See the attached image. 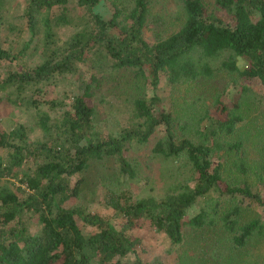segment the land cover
<instances>
[{"label":"trees","instance_id":"16d2710c","mask_svg":"<svg viewBox=\"0 0 264 264\" xmlns=\"http://www.w3.org/2000/svg\"><path fill=\"white\" fill-rule=\"evenodd\" d=\"M110 1L111 9L105 0H26L23 17L32 37L40 21L45 27V58L35 67L10 72L3 84L13 103L35 109L47 139H31L24 124L10 131L0 124V264H144L140 258L131 263L130 255L142 245L132 232L146 222L176 248L185 246L188 225L197 232L196 240H190L202 247L192 257L180 254L178 264H220L209 262L208 254L221 257L222 264H246L244 255L264 243V218L247 217L252 203L264 206V131H245V114L220 94L211 104L212 97L203 95L202 102L194 101V113L198 106L204 109L179 132L180 114L164 107L161 85L165 76L169 86L212 77L209 61L224 53L230 54L224 66L238 69L242 59L243 75L264 85V0H215L217 14L207 13L204 0H178L180 27L154 41L144 33L153 0ZM69 6L83 11V27L63 40L55 29L69 25ZM58 7L63 9L59 14ZM96 52L102 68L134 69L153 89L150 98L132 101L136 122L119 132L100 130L91 84L73 96L61 119L52 121L43 111L45 104L53 108L60 103L45 98L44 85L76 73ZM17 58L0 35V63ZM190 106L185 102V113ZM161 128L152 155L186 158L190 173L163 196L136 195L131 184L142 179L130 149L149 144ZM106 157L115 158L125 178L103 197L119 223L72 203L84 182L73 183L75 175ZM10 178H19L25 187L1 184ZM194 205L199 212L186 220ZM31 215L38 220L36 233L30 230Z\"/></svg>","mask_w":264,"mask_h":264},{"label":"rangeland","instance_id":"374dc122","mask_svg":"<svg viewBox=\"0 0 264 264\" xmlns=\"http://www.w3.org/2000/svg\"><path fill=\"white\" fill-rule=\"evenodd\" d=\"M105 1L107 4L105 5L111 9V1ZM128 1L130 0H118L120 4H128ZM204 1L208 14L218 13L215 0ZM25 5L26 0H0L1 42L4 47L18 55V58L13 62L0 63V124L8 131L24 124L31 139L45 140L47 134L40 127L37 117H35V109L26 111L19 104L13 103L8 98L10 89L5 88L3 84L4 79L10 72L20 71L26 65L35 67L42 63L45 58V27L40 21L36 26V35L32 37L27 18L23 17ZM62 10V8H59L57 14L61 13ZM66 11L68 13L70 11L69 25L55 29L63 40L69 39L83 27V20L81 19L83 11L80 8L74 9L73 6H69ZM181 20V6L178 0H153L144 33L149 40L154 41L160 35L166 36L176 31L182 23ZM229 56V53H224L209 61L213 73L212 77L208 79L202 81L199 79L178 86H169L166 76L163 79L161 85L163 105L167 110L172 111L174 115L180 114L177 127L179 132H185L180 128L185 126V121L189 120L192 114L198 115L200 114L198 111L201 108L204 109V107L198 106L196 107L197 112L194 113L192 107L194 101L202 102L200 97L203 95L205 99L212 97L208 100L211 104L215 100L214 98L220 96V94H222V101L227 103L228 106L234 108L236 104L245 114V131L247 129L251 130L252 133H257L259 130L264 131V85L256 78L243 75L246 62L242 59L237 61L238 69L231 70L224 66L222 62L228 59ZM100 57L101 54H98V52L93 53L91 59L80 65L76 73L70 74L66 78H55L53 82L44 85L45 98L60 102L59 106L53 108L50 103L42 106L43 111L50 113L52 121L61 119L64 108L72 101L73 96L81 93L86 84H91L95 94L96 122L101 131L119 132L122 128L136 122L132 101L143 95L150 98L153 95L152 87L144 78H138L134 69L106 70L102 68L100 65L104 63ZM185 102H191V106L186 113ZM182 107L184 108L183 112L180 111ZM214 111L213 108L212 112L214 113ZM216 112L214 114L217 116L221 115L219 110H216ZM163 131V128L159 129L158 134L146 146H133L130 149L129 154H131L132 159L138 162L141 172L139 176L142 179V182L140 181L138 184H131V189L136 195L163 196L168 187L174 186V183L183 182L190 173V166L186 165V158L164 159L152 155V148L163 134ZM237 138L238 136H236ZM231 140H234V137ZM250 145L254 146L255 144L250 141ZM250 151L248 156L250 155L252 158L254 152ZM120 171L115 158L106 157L92 161L87 170L76 174L73 178V183L81 178L84 179V182L81 185L79 197L72 203L119 223L121 219H114L115 211L103 203V197L108 188L118 187L125 179ZM229 177L232 179V176L229 175ZM251 180H256L254 174H252ZM4 182L8 183L12 189H17L18 186L25 187L19 178L6 179L1 184H4ZM255 187L258 188V185L255 184ZM262 193L264 196V191ZM248 209L247 217L264 218V206L252 203ZM199 210L198 205L190 208L186 220L195 216ZM29 222L30 230L36 233L39 229L37 218L31 215ZM132 233L142 239V245L138 246L136 254L130 255L131 263L136 258H140L144 264H178L180 254L185 253L187 257H192L197 254L195 248L202 247V242H195L197 232L193 231L190 225L186 229L185 246L181 248L173 247L164 234L155 231L147 222L142 227L136 228ZM191 238L195 240L192 241ZM206 257L209 262L222 264L221 257L216 256L214 258L210 254ZM263 257L264 243L262 241L259 245L250 248L249 253H246V256L244 255V262L246 264H264Z\"/></svg>","mask_w":264,"mask_h":264}]
</instances>
